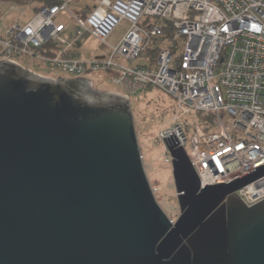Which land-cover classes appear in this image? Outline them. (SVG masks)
<instances>
[{
    "label": "water",
    "instance_id": "95a60500",
    "mask_svg": "<svg viewBox=\"0 0 264 264\" xmlns=\"http://www.w3.org/2000/svg\"><path fill=\"white\" fill-rule=\"evenodd\" d=\"M163 138L175 220L152 192L126 98L0 62V264H264V199L236 193L264 164L201 188L175 133Z\"/></svg>",
    "mask_w": 264,
    "mask_h": 264
},
{
    "label": "built area",
    "instance_id": "2783aa9c",
    "mask_svg": "<svg viewBox=\"0 0 264 264\" xmlns=\"http://www.w3.org/2000/svg\"><path fill=\"white\" fill-rule=\"evenodd\" d=\"M74 1L40 5L25 23L10 24L0 36V62L26 68L19 59L27 57L44 70L37 73L43 77L72 75L90 86L86 75L102 74L121 89L111 93L128 101L149 87L171 96V124L158 132L164 162L171 166L172 158L163 137L175 133L201 188L264 164V0H93L72 12ZM66 16L71 27L62 20ZM122 21L127 28L120 40L108 44ZM165 24L171 33L155 60L136 63ZM84 36L102 43L105 53L67 56ZM48 43L56 46L55 54L45 53ZM199 112L210 117L207 129ZM236 193L248 206L264 199V174Z\"/></svg>",
    "mask_w": 264,
    "mask_h": 264
},
{
    "label": "rangeland",
    "instance_id": "374dc122",
    "mask_svg": "<svg viewBox=\"0 0 264 264\" xmlns=\"http://www.w3.org/2000/svg\"><path fill=\"white\" fill-rule=\"evenodd\" d=\"M41 0H0V22L12 24L16 21L25 23L35 13L36 8L43 5ZM93 0H75L69 5L72 12L79 11L80 5L91 6ZM67 27L72 26L71 20L66 16L62 19ZM127 23L122 21L106 39L110 45L116 44L123 35ZM159 45L162 42L158 43ZM157 44V45H158ZM153 46L150 50L144 51L135 60L136 63L145 64L152 56ZM91 55L105 53V46L90 36H84L80 46L79 57H85L86 52ZM26 68L36 73H43L41 67L34 64L27 58L19 59ZM54 74V73H53ZM58 77L73 78L72 75L58 74ZM102 74H90L85 78L91 80V87L100 92L121 91V89L102 79ZM130 110L133 116L134 128L137 137L142 163L145 174L151 188L156 189L154 196L166 215L175 220L179 215L177 195L171 175V166L164 162V146L158 138V132L171 124L172 115L175 109L174 99L158 89L140 90L131 94L129 101Z\"/></svg>",
    "mask_w": 264,
    "mask_h": 264
},
{
    "label": "trees",
    "instance_id": "16d2710c",
    "mask_svg": "<svg viewBox=\"0 0 264 264\" xmlns=\"http://www.w3.org/2000/svg\"><path fill=\"white\" fill-rule=\"evenodd\" d=\"M41 1L44 2V3H42L43 5H52V4L59 3V0H41ZM170 33H171V31H170V28L168 27V24H165L164 25V32H163L162 36L157 37L155 39V41H154L153 46H155V47L152 50V53L153 54H152V56L150 55L149 58H148L151 63H152V61L155 60V58H156V56L158 54V45H159L158 43L159 42H162L163 38L169 36ZM153 46H151L150 48H148L146 51L150 50ZM55 50H56V46L54 44H52V43H48L46 45V51H45V53L46 54H55ZM67 56H73L74 57V56H77V53H75V51L74 52L71 51V52L67 53ZM148 89H153V88H150L149 87V88H147L145 90H148ZM197 117H198V121L203 126V128H206L207 129V126L206 125H207L208 121L210 120V117L207 116V115H204V114H202L200 112L197 113Z\"/></svg>",
    "mask_w": 264,
    "mask_h": 264
},
{
    "label": "crops",
    "instance_id": "0c3cea01",
    "mask_svg": "<svg viewBox=\"0 0 264 264\" xmlns=\"http://www.w3.org/2000/svg\"><path fill=\"white\" fill-rule=\"evenodd\" d=\"M81 6H84V5H80L79 10H80ZM38 7H39V6H38ZM38 7H37V8H38ZM37 8H36V9H37ZM9 25H10V24H7V25H6V24H2V23L0 22V36L4 35V32H5V30L9 27ZM80 46H81V44H80ZM69 52H71V51H69ZM69 52H68V53H69ZM72 52H74V51H72ZM75 52H78V53H79V52H80V47H78L77 51H75ZM88 53H90V52L87 51V52L85 53V55H87ZM90 54H91V53H90Z\"/></svg>",
    "mask_w": 264,
    "mask_h": 264
}]
</instances>
